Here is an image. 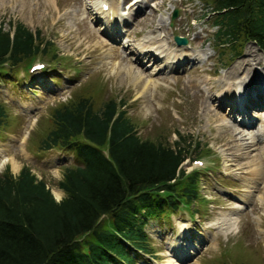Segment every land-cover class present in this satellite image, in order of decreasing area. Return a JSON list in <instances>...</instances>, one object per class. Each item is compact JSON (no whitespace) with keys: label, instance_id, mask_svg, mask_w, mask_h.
Returning <instances> with one entry per match:
<instances>
[{"label":"rangeland","instance_id":"374dc122","mask_svg":"<svg viewBox=\"0 0 264 264\" xmlns=\"http://www.w3.org/2000/svg\"><path fill=\"white\" fill-rule=\"evenodd\" d=\"M88 1L91 0H0L3 30L16 23L33 33L39 30L43 40L55 45L61 60L55 68L47 65L46 72L54 69L47 74L35 73L36 77L30 75L20 81L16 80L20 79L18 73L16 78L7 77L8 81L0 78V101L8 113V120L0 131V175L8 170L16 176L23 167H29L37 178L46 182L56 201H60L64 194L58 190V182L62 180L64 168L73 164L72 159L61 161L62 156L56 150L43 154L40 160L34 156L39 141L52 127V110L80 94L91 96L97 106L103 100L115 98L125 104L124 109L142 141L164 140L172 146L177 141V131L188 144L197 142L200 146L195 152L188 148L190 157L182 167L187 172L196 169L203 178L199 190L204 202L202 208H198L200 216L192 217L189 209L179 207L169 216V221L166 218L150 221L145 229L156 262L144 257L138 264H264V202L260 201L264 197V167L257 180L249 171L258 164L253 163V168L246 169L247 175L232 165L251 159L233 157L239 154L235 152L231 157L224 150L221 142L230 144L231 140L222 129L224 123L229 126L238 123L227 117V101L222 106L213 102V98L227 88H232L234 93V88L243 86L251 78L263 80L262 53L253 43H247L236 57L227 50H215L211 37L215 31L211 28L213 19H202L206 10L197 1L138 0L142 11L137 13L135 27L133 12L126 6L131 0H107L114 8L119 3L125 8L119 12L124 11L123 19L128 22L126 30L135 27L128 32L127 43L113 34L111 37L115 39L103 36L106 26L102 22L105 21L92 14L93 7L90 5L88 9ZM174 11L177 17L172 20L170 14ZM125 13H128L126 18ZM96 19L101 21L95 23ZM109 32L111 34L112 30ZM173 34L186 39L188 44L181 49L174 46L170 49L176 56L164 59L167 68L172 65L164 73L156 60L142 57L136 60L135 53L129 50L137 52L134 46H141L147 38L158 39L157 44L164 50V41L168 46L174 43ZM134 40L135 43L128 44ZM169 59L171 61L167 62ZM254 59L259 62L254 63ZM241 60L245 65L251 60L250 74L245 78L241 71L228 81L227 74ZM172 70H175L173 75ZM19 73V77L26 75L23 70ZM135 76L141 78L139 83L134 80ZM147 82H150L149 89L145 88ZM229 83L234 86L228 87ZM248 87L246 85L244 90ZM228 95L232 98L230 93ZM208 104L213 113L219 114V122H211L204 114L203 109ZM249 114L257 115L255 111ZM263 126L260 121L241 127L253 133L245 141L255 145L250 156L262 165L264 140L259 141L258 132ZM27 133H31L30 139L29 135L24 137ZM69 153L63 151V156ZM197 159L201 164H189ZM201 205L202 202H197L193 208ZM222 214L237 217L235 229L229 233L225 229H207L209 225L216 229L215 224ZM187 215L192 218L187 219ZM178 221L187 222L189 231H179L178 224H184Z\"/></svg>","mask_w":264,"mask_h":264},{"label":"trees","instance_id":"16d2710c","mask_svg":"<svg viewBox=\"0 0 264 264\" xmlns=\"http://www.w3.org/2000/svg\"><path fill=\"white\" fill-rule=\"evenodd\" d=\"M197 1L211 9L219 52L236 57L255 43L264 58V0ZM36 59L52 67L61 62L39 30L0 26V78H16L20 70L29 77ZM75 97L52 110V127L35 154L41 159L56 148L73 154L58 182L64 198L57 202L29 167L0 175V264H138L155 257L148 221H169L180 206L200 214L201 173L181 167L188 148L195 152L199 143L188 144L177 131L172 146L142 141L123 101L108 98L97 106L91 96ZM7 120L0 101V131ZM197 202L202 205L193 208Z\"/></svg>","mask_w":264,"mask_h":264},{"label":"bare ground","instance_id":"6f19581e","mask_svg":"<svg viewBox=\"0 0 264 264\" xmlns=\"http://www.w3.org/2000/svg\"><path fill=\"white\" fill-rule=\"evenodd\" d=\"M106 2H107V0H105ZM101 4V5H100ZM103 4H106V3H104V2H102V1H98V0H94V3H93V5H92V7H93V9H95L99 14H102L103 16H104V19L106 18V16L105 15H107L108 14V11H106L105 12V15L101 12V10L99 9V7H101L102 8V5ZM98 5H100L99 7H98ZM107 5V4H106ZM118 5H120V3L118 4ZM117 5V7L116 8H118L119 6ZM140 6L141 5H138L137 3H134V4H132L131 5V7H133V8H131V10L134 12L135 10H136V12H138L139 10H140ZM116 8H113L112 6H109V10L110 9H115V10H117ZM142 11V10H141ZM98 17H99V15H98ZM107 19V18H106ZM138 21V20H137ZM136 21V22H137ZM129 32V31H128ZM110 35V34H109ZM111 36V35H110ZM150 39V41H148V42H146V44H144V46H142L141 45V48L139 49V50H137V52H135L132 48L131 49H129V50H132V53L134 52L135 54L133 55L134 57H135V59L137 60V59H139V56L141 57V56H143L144 55V52H145V49H144V47H146V45H152L154 48H153V51H155V52H158V55H162V54H164L165 53V50H162L163 49V47L160 45L159 46V44H157L158 42H157V40H155V39H151V38H149ZM155 40V41H154ZM129 43V42H128ZM147 54H151V53H147ZM252 54V53H251ZM166 57H168V55H166V54H164V56H163V58L165 59ZM252 61H254V63H258L259 61L257 60V59H254V60H252ZM247 62H248V65H245V64H243V60H241V61H239V62H237L236 63V65L234 66V67H232V70H231V72H229L228 74H227V80L229 81V78H233V77H235V76H237V75H239V73L242 71V72H244L245 73V78H246V75L247 74H250V71H251V69H252V63H251V60L249 61V60H247ZM243 64V65H242ZM257 68V67H256ZM260 73V72H259ZM256 77V76H255ZM251 78V77H250ZM139 79H141L139 76H135V78H134V80L136 81V83H139L140 82V80ZM259 81V79H257V78H251L250 80H249V82H245V84L243 85V86H241V87H237V88H235V90H236V93H242V96H239L238 98H234L233 97V90H232V88H227L226 90H228V92H226V90H225V92L223 93L222 92V94L219 96V97H215V98H213V95L211 96L212 98H213V102H216V103H218L219 104V106L221 105H224L225 104V101H227L228 102V105H227V109L229 110L228 111V113L229 114H227L228 116V118L231 120V119H233L236 115L235 114H237V112L240 114V112L242 113V111H243V109H244V107H245V105L246 106H250V104L249 103H246V101L244 100V96L247 94V92H249V91H252V92H258V94L259 95H257V99L258 100H264V83H263V81H260V82H258ZM149 84H150V82H147V84H146V86H145V88L146 89H149ZM208 84V83H207ZM206 84V85H207ZM155 85V84H154ZM234 85H236V82H234ZM233 84H231V83H229V84H227V86L228 87H230V86H234ZM246 85H248L249 87H248V89H245L244 90V88L246 87ZM195 86V85H194ZM239 86V85H238ZM197 87V86H196ZM243 87V88H242ZM224 88V87H223ZM241 88H242V90H241ZM225 89V88H224ZM240 90V91H239ZM246 90H248V91H246ZM260 92H262V93H260ZM231 94L232 95V98H230L231 96H229L228 94ZM215 96V95H214ZM229 99H230V103H229ZM236 99V100H235ZM237 100H238V103H239V105L238 106H233V105H231L232 103L231 102H237ZM204 114L206 115V117L207 118H209V120L211 121V122H214V123H217V122H219L220 120H219V114L217 115V114H215V113H213L211 110H213L211 107H210V105L208 104V105H206L205 107H204ZM221 112V111H220ZM262 112V111H261ZM264 112V111H263ZM260 114H263V113H260ZM220 116H222V115H220ZM224 118V117H223ZM264 118V117H263ZM235 121V120H234ZM236 125H238V124H236ZM236 125H233V124H230V126L229 125H227V124H225L224 123V126L222 127V129H224L225 131H226V135L228 136V139H231L230 140V144L228 143V144H224L223 142H221L222 143V145L224 146V150L225 151H227L228 153H229V155L231 156H233V152H235V153H239L237 156L235 155V156H233V157H243L242 159H244V160H247V159H251V161H249V162H245V163H238V162H236V164H232L234 167H237V168H239V170H242L243 171V175L244 174H246L247 173V171H246V169H250L252 166H254V164L253 163H255V164H258V167H256V169H254L253 171H249V172H251V175L252 176H257V180L259 179L258 177H260L261 175V170L263 169L262 168V162H260L259 160H258V158H257V155H255L256 156V158H257V160H258V163L256 162V160L254 159V156L253 157H251L250 156V154H251V151H253L254 149H255V145H248V141H245V138L247 137V136H249L250 134L252 135L253 133H250L249 131L247 132V130H245V129H242L241 127H238V126H236ZM249 125H253V124H249V123H246V126L245 127H247V126H249ZM263 129H262V131L260 132H258L259 133V140H264V126L262 127ZM252 140V139H251ZM231 156V157H232ZM259 157V156H258ZM260 159H261V157H260ZM253 168V167H252ZM262 168V169H261ZM264 170V169H263ZM247 175V174H246ZM245 175V176H246ZM260 201L262 202H264V197H262L261 199H260ZM263 205H264V203H263ZM219 221L218 222H216V224H215V226H217L216 227V229L217 230H221V229H225L226 230V232H231L232 231V228L233 229H235V226H236V223H237V217L236 216H233L232 214H222L221 215V217L218 219ZM218 223V224H217ZM185 228H187V225H181V224H178V230L179 231H181V230H183V229H185ZM176 246H178V244H175ZM177 247H175V249H176ZM178 250V249H177Z\"/></svg>","mask_w":264,"mask_h":264},{"label":"water","instance_id":"95a60500","mask_svg":"<svg viewBox=\"0 0 264 264\" xmlns=\"http://www.w3.org/2000/svg\"><path fill=\"white\" fill-rule=\"evenodd\" d=\"M175 17H176V13L173 15L172 18L174 19ZM178 43H179V44H181V43H185V41H184V40H181V41H178Z\"/></svg>","mask_w":264,"mask_h":264}]
</instances>
